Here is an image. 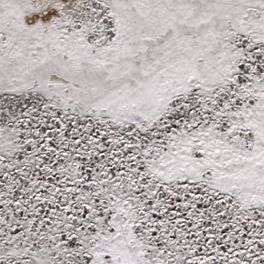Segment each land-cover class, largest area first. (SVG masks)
I'll list each match as a JSON object with an SVG mask.
<instances>
[{"label": "snow or ice", "instance_id": "1", "mask_svg": "<svg viewBox=\"0 0 264 264\" xmlns=\"http://www.w3.org/2000/svg\"><path fill=\"white\" fill-rule=\"evenodd\" d=\"M0 264H264V0H0Z\"/></svg>", "mask_w": 264, "mask_h": 264}]
</instances>
